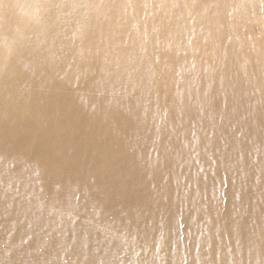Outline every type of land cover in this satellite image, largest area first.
Returning <instances> with one entry per match:
<instances>
[{"label":"bare ground","instance_id":"obj_1","mask_svg":"<svg viewBox=\"0 0 264 264\" xmlns=\"http://www.w3.org/2000/svg\"><path fill=\"white\" fill-rule=\"evenodd\" d=\"M0 264H264V0H0Z\"/></svg>","mask_w":264,"mask_h":264}]
</instances>
